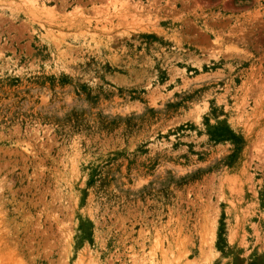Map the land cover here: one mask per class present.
Wrapping results in <instances>:
<instances>
[{
  "label": "rangeland",
  "instance_id": "obj_1",
  "mask_svg": "<svg viewBox=\"0 0 264 264\" xmlns=\"http://www.w3.org/2000/svg\"><path fill=\"white\" fill-rule=\"evenodd\" d=\"M175 261L264 264V0H0V264Z\"/></svg>",
  "mask_w": 264,
  "mask_h": 264
},
{
  "label": "bare ground",
  "instance_id": "obj_2",
  "mask_svg": "<svg viewBox=\"0 0 264 264\" xmlns=\"http://www.w3.org/2000/svg\"><path fill=\"white\" fill-rule=\"evenodd\" d=\"M212 231V230H211ZM186 235V234H185ZM212 240V239H211ZM144 242V241H143ZM201 245V244H200ZM211 247V246H210ZM209 247V248H210ZM202 249H203V247H201ZM208 248V247H207ZM200 251H201V249H200ZM204 251H205V249H204ZM209 251H211V250H209ZM202 253V252H201ZM211 253V252H210ZM209 253V254H210ZM206 254V253H205ZM204 254H202V256H203ZM206 256V255H205ZM180 257V256H179ZM173 258V257H172ZM169 260V259H168ZM165 262H167V261H165ZM176 262V264H177V261H175ZM195 263V262H194ZM154 264V263H153ZM172 264H175V263H172ZM178 264H180L179 262H178ZM188 264H191V262L190 263H188Z\"/></svg>",
  "mask_w": 264,
  "mask_h": 264
}]
</instances>
